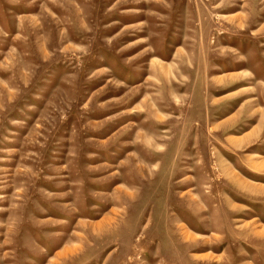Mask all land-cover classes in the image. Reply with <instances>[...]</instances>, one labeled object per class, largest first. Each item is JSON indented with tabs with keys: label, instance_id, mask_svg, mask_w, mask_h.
Listing matches in <instances>:
<instances>
[{
	"label": "rangeland",
	"instance_id": "374dc122",
	"mask_svg": "<svg viewBox=\"0 0 264 264\" xmlns=\"http://www.w3.org/2000/svg\"><path fill=\"white\" fill-rule=\"evenodd\" d=\"M0 264H264V0H0Z\"/></svg>",
	"mask_w": 264,
	"mask_h": 264
},
{
	"label": "bare ground",
	"instance_id": "6f19581e",
	"mask_svg": "<svg viewBox=\"0 0 264 264\" xmlns=\"http://www.w3.org/2000/svg\"><path fill=\"white\" fill-rule=\"evenodd\" d=\"M138 13H139V12H138ZM139 16H140V15H139ZM139 16H138V17H139ZM239 65H240V64H239ZM237 66H238V64H237ZM163 69H165V68H163Z\"/></svg>",
	"mask_w": 264,
	"mask_h": 264
}]
</instances>
